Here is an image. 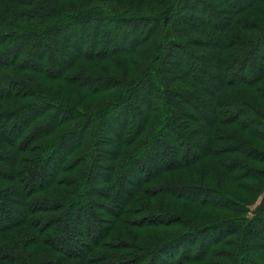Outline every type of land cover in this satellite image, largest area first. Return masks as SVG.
Wrapping results in <instances>:
<instances>
[{
  "label": "trees",
  "instance_id": "trees-1",
  "mask_svg": "<svg viewBox=\"0 0 264 264\" xmlns=\"http://www.w3.org/2000/svg\"><path fill=\"white\" fill-rule=\"evenodd\" d=\"M68 3L0 0V264H264V0Z\"/></svg>",
  "mask_w": 264,
  "mask_h": 264
},
{
  "label": "rangeland",
  "instance_id": "rangeland-1",
  "mask_svg": "<svg viewBox=\"0 0 264 264\" xmlns=\"http://www.w3.org/2000/svg\"><path fill=\"white\" fill-rule=\"evenodd\" d=\"M74 3V5H73ZM73 3H68L67 5L64 4L65 7H69L70 5L72 6H80V0H73ZM39 81L42 83V86L45 89H48L54 93L57 94H61L62 97H66L69 98L73 101H78L80 102L83 106H87L90 107L91 109L96 108L99 104H101L102 102L106 101L109 98L108 94H97L94 96L91 95H85L83 92H75L72 90V88H70L69 86H67L66 84L60 82V81H54V80H47V79H43L40 78ZM230 186V185H228ZM230 188L233 189V187L230 186ZM236 193H238L239 196L232 194V196L238 198L239 200H244L245 202L249 201L248 197L243 196V194L237 192L235 190ZM242 195V196H240ZM164 202L172 207H177L181 210H183L184 212H186L187 215L191 216V218L193 219H197L198 221H205L206 219H216V218H223L226 219V217L230 218V217H234L237 214H230L228 212H224V211H220V210H211L208 208H199L193 205H189L180 201H174L173 199L170 198H166L164 200ZM259 200L255 201V203L253 202L252 204H250V208H249V212L248 215L246 217H250L251 216V211L254 209V207L258 204ZM174 231V228H168V229H160V230H156V233L159 236H168L167 234H171ZM234 239L232 242L229 241L228 245H224L223 249H227L228 253H231L234 248H235V244H236V239L235 237L232 238ZM233 244V245H232ZM220 249H222V246L219 247ZM232 255V254H231ZM215 260L219 261L220 264H231L232 261V257H229L228 255H226L225 257H216Z\"/></svg>",
  "mask_w": 264,
  "mask_h": 264
}]
</instances>
